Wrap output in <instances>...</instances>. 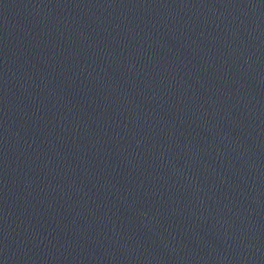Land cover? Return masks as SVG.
<instances>
[{
  "label": "water",
  "instance_id": "1",
  "mask_svg": "<svg viewBox=\"0 0 264 264\" xmlns=\"http://www.w3.org/2000/svg\"><path fill=\"white\" fill-rule=\"evenodd\" d=\"M0 264H264V0H0Z\"/></svg>",
  "mask_w": 264,
  "mask_h": 264
}]
</instances>
